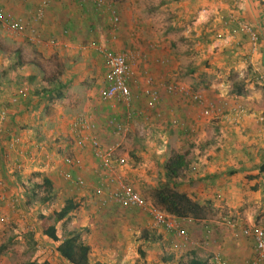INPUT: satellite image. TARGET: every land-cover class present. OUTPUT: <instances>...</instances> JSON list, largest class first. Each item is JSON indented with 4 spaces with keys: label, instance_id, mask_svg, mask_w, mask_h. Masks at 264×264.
<instances>
[{
    "label": "crops",
    "instance_id": "1",
    "mask_svg": "<svg viewBox=\"0 0 264 264\" xmlns=\"http://www.w3.org/2000/svg\"><path fill=\"white\" fill-rule=\"evenodd\" d=\"M237 3L106 0L96 8L92 4L78 7L76 0H50L43 18L35 23L33 12L39 0H0L8 17L25 21L32 16L25 22L37 27L33 41L40 46L41 57L60 50L78 54V61L67 58L70 68L55 76L61 85L59 99L48 98L53 86L44 83L34 66L21 62L18 50L11 53V63L0 74L4 75L0 107L10 114L0 133V182L4 187L0 190V227L13 224L12 232L19 235L22 219V232L29 230V235L37 237L38 264H50L58 256L63 261L56 250L58 243L41 233L38 217L57 213L66 199L77 206L57 222L56 236L61 239L68 224L66 233H78L82 243L103 252L102 260L91 263L89 258L90 264H187L193 255L204 261L215 254L228 264H264V259L255 263L254 242L243 235L247 227L264 226V0ZM110 9L115 11L116 22ZM240 21L256 32V49L252 50L238 29ZM232 31L225 42L215 39L217 33L226 36ZM102 47L130 58L133 98L128 106L117 102L121 109L115 102H101L102 91L96 92L99 79L105 86L98 56ZM185 47L200 52L187 67L179 65L190 59ZM230 71L235 74L229 79ZM146 78H151L149 86L156 92L152 108H146L141 93ZM167 84H175L172 92L166 91ZM42 88L49 90L48 95L41 93ZM18 89L22 95L16 94ZM186 92H197L206 101L222 98L226 106L221 115L202 117L201 106L182 97ZM239 108L247 113L237 116ZM80 116L94 122L96 137L118 145L117 154L125 158L119 172L134 189L148 186L152 191L167 185L200 204L205 216L169 215L174 223L165 228L146 209L124 207L105 191L97 192L103 182L102 170L88 143L71 126ZM111 119L125 124L126 132L111 134ZM10 141L15 143L12 147ZM64 153L74 160L67 169L63 168ZM172 153L183 155L184 166L176 178L168 179L163 164ZM44 163L49 167L44 169ZM37 169L44 172L40 178L33 174ZM62 170L78 177L80 183L62 180ZM41 178L48 180L50 196L32 203V188ZM206 264L214 263L209 259Z\"/></svg>",
    "mask_w": 264,
    "mask_h": 264
},
{
    "label": "built area",
    "instance_id": "2",
    "mask_svg": "<svg viewBox=\"0 0 264 264\" xmlns=\"http://www.w3.org/2000/svg\"><path fill=\"white\" fill-rule=\"evenodd\" d=\"M24 1V0H22ZM50 0H39V4L33 12V20L35 23L40 21L43 18L44 7ZM234 6L238 5V0H231ZM78 7H83L87 4H92L96 8H101L106 4V0H76ZM238 8H240L238 6ZM111 19L113 22L117 21V16L113 9H110ZM232 16V15H231ZM234 17L232 16V18ZM0 28L5 31H8L12 34H17L19 36H25L28 39L35 40L36 30L34 24H27L20 18H8L4 13V10L0 7ZM238 29L242 34H244L252 47V50L256 49L255 46L258 42V36L253 30L252 26L247 22H238ZM217 33L215 35L216 40L227 41L233 35ZM100 57L102 58L103 67H104V82L105 86L100 93V99L107 102H120L124 106H128L132 101L133 95L131 93L130 81H131V70L128 55L124 52H114L110 49L101 48L98 51ZM258 81H260L258 79ZM146 83L144 84L141 93L145 97L146 108H152L155 103L156 92L151 88L150 82L151 78H146ZM174 86L171 84L165 85L167 92H172ZM22 90H17V95H22ZM186 97L194 103H197L201 106L199 115L202 117H209L211 115H221V110L226 106L225 100L222 98H216L211 101H206L199 93L197 92H186ZM15 102V98L12 99ZM247 112L243 108H239L236 111L237 116H242ZM130 115L129 111L126 113ZM6 120V112L0 109V126ZM112 123L114 122L113 119ZM72 128L77 131L82 138V141L86 140L89 147L91 148L92 155L97 158L98 166L103 173V182L100 185V188L97 189V192H106L108 197L124 207H136L141 209H146L150 216L158 225H163L165 228H171L173 226V219L169 217L168 214L161 211L159 208L150 205L140 193L134 189L128 182L125 181V177L119 172L122 167L125 165V158L117 154L119 148L116 144H109L102 147L101 143L97 140V137L94 135L95 124L93 121L85 119V117H78L71 123ZM113 133L115 135L123 134L126 132L125 124L120 122L113 123ZM1 128V127H0ZM264 136V133L261 134ZM12 147L15 143L9 142ZM9 146V145H8ZM63 162L65 164H72L74 160L68 156L63 157ZM44 169L48 168V163L42 165ZM62 180L69 181L73 184H79L80 179L78 177L72 178L68 171H63L60 174ZM0 190L3 185L0 182ZM2 193V192H1ZM0 195V200H1ZM243 235L245 237L251 238L254 242V247L257 253V261L255 263L264 259V226L259 228L247 227L243 230ZM211 261L214 264H228L220 258L218 254H215L211 257Z\"/></svg>",
    "mask_w": 264,
    "mask_h": 264
},
{
    "label": "rangeland",
    "instance_id": "3",
    "mask_svg": "<svg viewBox=\"0 0 264 264\" xmlns=\"http://www.w3.org/2000/svg\"><path fill=\"white\" fill-rule=\"evenodd\" d=\"M2 9H3V7H2ZM5 11L6 10H4V12ZM6 15H7V13H6ZM12 16H13V14H12ZM7 17H8V15H7ZM31 17H30L29 20H31ZM8 18H10V16ZM29 20H25V21H29ZM28 24H31V23L28 22ZM34 27H35V30H36V33H37V27L36 26H34ZM20 37H22V38L24 37L22 41L20 40V39H22ZM22 44H23V46L21 47ZM185 44H186V42L185 43H182L183 46H185ZM39 47L36 46V45H34V41L33 40L28 39L25 36H19L17 34H12V33L8 32V31L3 30L2 28H0V74L4 71L2 69H5L6 67H8L9 63H11L12 59L10 61V59L8 57H10L11 56V53L13 51H15V50H18L20 52L19 57L21 59V62L23 64L24 63L25 64L27 63V66H28V64H31V66H34L35 69L38 70V74L44 80L49 79L51 77H54L55 78V76L57 75V73H59L60 71L66 69V68L69 69L70 67L67 66L69 64H66L68 62V59L67 58H76L75 56L76 55L78 56L77 53L71 52L70 50L66 52V54H69V55H66L65 54V51L60 50L58 52L56 51V54L49 52V55H45L44 57H46V58H43V57L40 56V52H37V51L40 50ZM111 51L119 52V51H115V50H111ZM181 52L183 54V51H181ZM62 53L64 55H61ZM184 53H186V54H190L191 53V55H188V57L190 59L189 60H188V58L184 59L183 62L180 63L179 65L186 66L187 67L188 62H191L192 60L194 62V57L199 56V53L200 52L198 51V52L192 53V52L189 51L188 47L187 48L185 47L184 48ZM130 54H132V53L130 52ZM63 56H66V59ZM98 56L100 57L99 54H98ZM49 58H50V60H49ZM101 60H102V58H101ZM77 61H78V59H77ZM76 67H78V65ZM79 67L83 68L82 65H80ZM99 70H98V72H99ZM103 73H104V71H103ZM234 74H235L234 72H231V71L228 72V78L230 79V78L234 77ZM99 75H100V72H99ZM99 75L97 73L96 79H99L100 78ZM133 76H134V74H133ZM133 76H131L132 79L130 81V88H131V85L135 83V81L133 80L134 79ZM183 76H181V77H183ZM204 76H205V74H204ZM204 76H202V77H204ZM210 79H212V77ZM1 80H4V75H0V84H1ZM98 84H99V87H97L96 92L99 95V93L103 89L104 84H103V81H101L100 79H99ZM171 85H173L175 87V84H171ZM81 97L84 98L83 96H81ZM182 97H186V96H184V93L182 94ZM100 101L101 102H104V103H107V101H102V100H100ZM115 103L116 104H113V105H115L117 107L119 106V109H121L119 103H117V102H115ZM108 106H110V105H108ZM51 111H52V109H51ZM73 113H74V111H73ZM51 114L52 113H49V115H51ZM67 114H68V112L65 113V116H67ZM85 119H87L89 121H92V120H90L86 116H85ZM106 119H107V117H106ZM7 121H8V119L5 120L3 126L5 125V123ZM0 127L2 128V125ZM50 128L51 127H49L48 129H50ZM112 133H113V131L111 132V134ZM67 140H68V138H67ZM97 140L101 143L102 147H105V145H109V143H111V142L104 143V141L101 140L98 137H97ZM82 142L85 143L86 140L85 141H82ZM7 145H8V142H7ZM64 154L66 156H69L66 153H64ZM62 156H64V155H62ZM95 159H97V158H95ZM127 165L129 167H132V166L129 165V163ZM67 167H69V166H67V164H65V166L63 165V168L64 169H67ZM17 170L18 169H16L14 172H12V176L13 177L16 174H18V173H16ZM39 170H41V169L39 168ZM39 170L37 172H34L33 173L34 176H36V175L39 176V174H42V173L44 174V172H42V171L40 172ZM35 173H37V174H35ZM41 176H39V178ZM125 181L127 182L126 179H125ZM16 186H19V185H16ZM136 187L138 188L137 190L140 193V195L144 198V200L149 203V199L151 200V198H150L151 188H149L148 186H142L141 188L138 187V186H136ZM32 189H33V197H32L33 199H32V203H35V202H38L39 203L40 202V199L43 197L44 193L39 188L36 189L35 187H33ZM4 192H5V190H4ZM62 201L63 200L60 198V202L61 203H62ZM9 204H10V201H9ZM11 208H13V204L11 205ZM57 209H58V207H57ZM19 220L21 221L19 224L17 223L19 225V228H20L19 229V232H21L19 235L18 234L14 235V232H12V230H13L12 229V226H14L13 224L10 225L11 226L10 227L11 229L10 228H5L3 225H1V227H0V248H1L0 249V256L4 257V258L1 259L0 264H3V262H5V264H26V263H29V264L30 263L31 264H38V262H37L38 257H36V255H35L36 254V251H37V248L36 247H37V243H38L37 237H34L33 236L34 234L29 235L31 233V231H29L28 229H27L28 232H26L25 230H24V232H22V230H21V227H22V225H21L22 219H19ZM30 225L33 226L32 224H30ZM67 226H68V224H67ZM67 226H66V229L64 231L63 230L61 231V233H60L61 236H62V234L64 235L67 232L66 230H68V228H69V227L67 228ZM42 243L43 242H40L39 244L42 245V246H45V244H42ZM92 247H94V246H92ZM92 247L90 246L91 250H93ZM97 248L100 249V247H97ZM198 248H200V246ZM90 253L91 252H89V258L91 260V263H94V260H97V258H101L99 260H102V257H104L103 252H100V250H97V249H96V251H94V255H90ZM96 254H100V257L95 256ZM106 257H107V253L105 255V258ZM6 260H7V263H6ZM63 261H61V259L59 258V256L58 257H53V260L51 261L50 264H69L67 261H65V260H63ZM104 264H107V263L104 262Z\"/></svg>",
    "mask_w": 264,
    "mask_h": 264
},
{
    "label": "trees",
    "instance_id": "4",
    "mask_svg": "<svg viewBox=\"0 0 264 264\" xmlns=\"http://www.w3.org/2000/svg\"><path fill=\"white\" fill-rule=\"evenodd\" d=\"M44 83L46 85H52L53 92L52 95L49 96V90L42 88L40 90L41 93L47 94L49 99H52L53 97L59 99V95L61 94V85L59 82H57L54 77H51L44 80ZM5 108L0 107L1 110L6 112V120H9L10 114ZM262 115L264 116V113ZM3 124L2 128H0V133L4 128ZM9 139L10 138L7 137L5 142H7ZM183 166V155L179 153H172L163 164L166 178H176ZM35 187L41 189L45 197L50 196L51 188L47 179L41 178L40 183L35 185ZM150 198L153 204H155L161 211L176 218L192 217L195 219H202L205 216L204 209L200 204L190 199L184 193L177 192L167 185L155 186L150 193ZM76 206L77 204H75L74 201L66 199L64 201V205L57 213H51L49 217H38L39 228L44 236L51 239L54 243H58L56 250L63 260L67 261L69 264H90V247L82 243L78 233L74 231L65 233L61 239L56 236L57 222L62 220L65 215ZM211 257L212 256L208 258L211 259ZM208 258L207 260L201 261L193 255L187 264H206V262L209 260Z\"/></svg>",
    "mask_w": 264,
    "mask_h": 264
}]
</instances>
